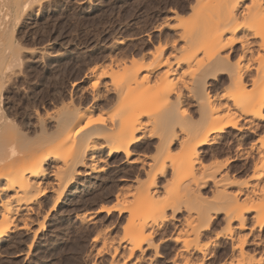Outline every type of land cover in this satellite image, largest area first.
I'll return each instance as SVG.
<instances>
[{
    "label": "bare ground",
    "instance_id": "1",
    "mask_svg": "<svg viewBox=\"0 0 264 264\" xmlns=\"http://www.w3.org/2000/svg\"><path fill=\"white\" fill-rule=\"evenodd\" d=\"M43 1L45 0H0V17L1 19L6 15L18 17L25 13L24 11L40 5ZM189 13L190 21H187V24H181L179 32L175 33L177 38L171 40L172 43L170 42L169 50L161 45L162 47L158 46L148 54V63L143 69L146 74L141 77H144L145 81L152 79L154 82L152 86L145 82L143 84L138 82L141 67L135 68L136 70L128 69L129 72L126 71L128 73L123 78H119V75L122 77L125 71L123 74L115 72L116 75L113 71L114 78L111 84H95L96 82L91 84L93 89L98 87L101 89L98 88L99 90L93 93L89 105H86L87 101L86 104L84 102L86 106L83 107L82 105L78 107L66 105L56 114L51 115L48 123L53 124V133L43 131L46 141L44 140L39 145L27 139L21 138L20 140L16 133L17 127L13 126L12 121L4 113L0 95V236L4 235L16 221L17 223L22 222L21 226L25 229V222L29 220V211L32 210L34 202L42 196L44 199L46 196L47 201L44 202H49L54 207L60 201L63 203L62 199L65 201L71 196L73 199L78 193L81 194V187L89 191L91 189L97 191V188L105 186L106 178L103 179L102 175L108 170L109 161L118 156L127 168L130 167L128 171L133 175L132 179L121 178L122 181H129L126 187L117 189L114 187L116 189L113 193L115 205L111 208L127 213L119 241L123 242H120L124 245L122 250H127L123 252L128 255L133 251H140L144 245L152 248L150 224L148 223L164 218L167 210H170L171 214L174 213L181 202L187 201L185 197L190 195L193 187L199 192L207 188L208 183H211L215 189L222 190L221 194L218 190V195L224 196L223 207L215 203L216 208V205L211 204L215 201H210V208L215 206L214 210L221 209L222 211L226 205L227 208L225 211L223 209V212L226 218L225 223H228V226L235 222L237 225H234V229L238 232L244 231L247 222L252 220H255L259 227L263 226L264 136L260 143H252L247 150L242 148L241 142L242 139L250 140L260 129H264V124H262L264 122V0H194ZM1 24L0 21V31ZM7 36L9 40L10 35ZM3 40L0 39L1 42ZM8 40L6 39L7 42ZM13 55L15 56V52ZM3 61L0 60V63L3 64ZM183 66L190 72V75L191 71H197L196 68L199 69V66L203 68L201 67V72L199 70L200 73H195L198 76L190 81H184L186 73L181 69ZM162 67L164 70L160 71ZM110 71L109 73H112ZM104 74L105 72L102 75ZM221 76H225L229 83L226 87L228 90L230 87V90L226 91L229 93L220 97H209L208 87L211 83L219 81ZM184 84L193 85H191L193 90L187 87V90H190L187 92V98L192 95L194 98L197 96L193 91L199 92V95L201 93L200 97L204 96V104L198 103L200 108L197 106L200 114L197 122L192 121L186 102L183 100L186 95L182 93V88L186 86ZM250 84L254 87L252 86V90L247 91L246 88ZM95 115L100 117L94 118ZM147 118L156 120L155 125L158 123L161 126L162 124V131L159 133L156 129L155 133L153 121ZM185 120L188 126L183 124ZM41 122H39L40 125L43 124ZM150 122L152 125L149 124ZM148 124L152 127L153 131L150 130L152 133L147 130ZM232 130L237 135L243 132H247L248 135L238 136L240 139H236L238 142L236 141L234 159L229 158L222 165H218L219 162L216 166L211 167L210 165L211 168H209L212 171L208 172L209 168L203 166L204 150L211 157H215L218 147L214 148L211 145L219 143L223 146L225 136L229 137ZM152 139L157 140V143L152 146L157 151L158 149L161 151H155V154L161 153L162 155L161 149L165 154L177 144L178 167L174 168L172 161H168L165 155L164 159L154 154V158L146 162V155L138 153L136 148L143 141ZM228 144L229 141L226 145ZM234 160L241 161L242 164L239 163V167L231 166ZM250 163L254 172L252 179L254 183H242L233 193H226L225 190L232 186V182L229 181L231 169L237 167V169H243L244 172L246 168H249ZM194 165H199L196 168L198 171L201 169L198 177L192 172L191 168H194ZM168 171L171 173V181L167 179L168 182L158 185L157 180L164 178ZM218 195L215 194L216 199ZM258 195L259 198L261 195L263 198V202H257L259 205L256 204L255 199L253 200V197L258 198ZM241 196L245 197V200ZM240 197L243 201L238 205L237 200ZM198 205L200 209L195 206L196 210L198 209V212L200 210L201 213L204 206ZM251 212L254 215H250ZM202 214L205 217L204 213ZM201 219L204 218L200 217ZM39 224L42 226L43 223ZM186 227L187 230L182 237L185 240L182 241L183 243H189L190 238L199 239V233L192 226V222H188ZM253 237L255 236L251 233H246L243 237L241 235L235 237L233 241L229 237L234 244L231 243L234 246L231 245L232 250L236 249L239 257L244 258L246 256L245 246L258 247L261 244L262 240L260 241L259 237ZM104 243L103 241L102 245ZM107 244L110 248V244Z\"/></svg>",
    "mask_w": 264,
    "mask_h": 264
},
{
    "label": "rangeland",
    "instance_id": "2",
    "mask_svg": "<svg viewBox=\"0 0 264 264\" xmlns=\"http://www.w3.org/2000/svg\"><path fill=\"white\" fill-rule=\"evenodd\" d=\"M193 3L194 0H45L40 5L24 11L25 13L18 17L10 15H6L4 18L2 16V19L0 17L1 26L4 30L1 29L3 32L0 31L1 41L4 39L3 42L0 41V49L2 50H0V60L3 61L5 57L3 64L0 63L1 102L5 115L12 121L13 126L17 127V131L15 127L14 130L20 140L27 139L35 145L46 141L43 131L51 133L54 130L53 124L48 123L49 117H52L66 105H75V107L82 105L83 107L86 101V105H89L91 96L100 88L93 89L91 84L93 82H96L95 84H111L114 78L112 76L113 71L114 74L115 72L123 74L125 71L122 77L119 75V78H123L129 72L128 69L136 70L141 67L138 82L141 84L145 82V84L152 86V83L154 84L152 79H147L146 83L144 77H141L146 74L143 69L148 63L147 56L161 45L169 50L170 44L177 38L175 33L179 32L181 24L190 21L189 9ZM4 20L8 21L5 22ZM7 35H10L9 40ZM11 51L15 52V56L13 55L14 52ZM8 58L12 60L9 61ZM183 67L181 69L186 73L184 81H190L198 76L195 73L198 74L199 70L201 72L203 68V66H199L200 68H196L197 71L195 69V71H191L190 75V72ZM162 70H164L163 67L160 68V71ZM104 72L105 74L102 75ZM140 79L144 81L142 82ZM228 84L225 76H221L219 81L211 83L208 87L209 97L215 98L229 93L226 92ZM191 85L184 84L186 90L182 88V93L186 95L183 94V100L186 102L192 121L197 122L200 119L198 103L204 104V96L200 97L201 93L199 95V92L193 91L194 95L197 96L194 98L192 95V97L187 98V92L190 91L187 90V87L190 89L193 86ZM252 86L254 87L250 84L246 88L247 91L252 90ZM97 117L95 115L94 118ZM153 118L150 120L147 118V120L153 121ZM155 121L152 122L153 125H155ZM39 122L43 124L40 125ZM183 122L184 125H187V120ZM149 124L147 130L152 133L150 131L152 124ZM153 128L155 133L157 131L160 133L163 129L162 124L160 126L158 123ZM232 131L229 132V137L225 136L226 140H224L223 146L219 143H217L218 146L217 144L211 145L214 148H219L216 149L219 155L216 154L215 157H211L204 150V154H202L204 167L208 169L210 165L211 167L216 166L218 162V165H222L229 158L234 157L238 142L236 139L239 140L240 136L244 137L248 133L243 132L237 135L235 131H233L234 133ZM263 136L264 129L262 128L252 137L253 139L248 141L242 139V148L247 150L252 143H260ZM228 141L230 145H226ZM154 143H157V140H145L136 148L138 153L146 155V162L154 158L155 151L161 152L160 149L157 148V151L152 146ZM161 150L162 155L156 153V157L158 155L159 158L166 156L168 161H172L174 168L178 167V160L176 159L179 157V150L177 144L165 154L163 149ZM119 158L118 156V158L111 159L108 172L106 171L102 175L103 179L106 178L104 185L107 188L102 186L104 188L99 187L97 191L96 189L89 191L84 189L85 187H81V194L78 193L73 199L72 196L67 198V200L73 201L68 200L66 202L67 200L62 199L63 203L60 201L54 207L51 203L44 202L47 201L46 196L45 199L43 196L37 199L31 208L32 210H30L31 212L29 211L28 221L30 223L25 222V229L21 226L23 225L22 222L17 223L16 221V224L11 225L9 230L0 236V264H109L112 261L115 263L112 262L111 264H237V259L238 264H264V224L259 227L255 220H252L255 225L249 221L247 222L248 226L246 225V229L242 232L234 229L237 225L235 222L228 226V223H225L226 218L223 212V209L225 211L227 208L226 205L222 211L221 209L214 210L213 207L215 206L211 207L214 211L210 208L211 204L222 206L224 202V196L218 195L219 192L222 193V190L220 188L215 189L211 183H208L206 190L201 189L199 192L193 187L190 195L185 197L187 201L178 205L177 212L171 214V211L167 210L164 218H158L157 221L148 223L151 225H149L150 232L149 228L148 232L154 249L144 245L145 247L142 246L140 251H133L129 255L123 252L125 249L122 250V246L124 245L119 240H121L122 225L125 224L127 213L111 208L115 205L114 191L118 187H126L129 183V181H122L121 178L132 179L133 175L128 171L130 167L127 168V165L123 164ZM213 158L214 160H212ZM234 161L231 162V166L239 167L242 164L241 161ZM250 166L251 163L250 169L246 168L244 172L243 169H237V167L231 169L235 172L231 171L233 177L230 176L229 181L232 182V186L225 190L226 193H233L242 183H254L252 180L254 172ZM198 167L199 165H194V168H191L197 177L201 170L198 171L196 169ZM210 168L208 172L212 171ZM194 170L198 172L196 173ZM167 175L157 180L158 185L165 183L167 179L170 180V171ZM241 197L237 200L238 205L245 200V197H243L244 199ZM260 198L258 195V198L253 197V200L255 199L254 201L258 204L259 201L263 202L264 197L262 200ZM189 201L191 202L189 203ZM210 201L215 202L210 204ZM200 203L204 206L201 213L200 210L199 212L198 209L196 210L197 204L201 205ZM197 208L200 209V206ZM256 208L260 209L261 207ZM205 212L208 214L207 217ZM202 213L206 218L203 217ZM198 215L200 216L198 217ZM250 215H254V213L251 212ZM200 217L205 220H200ZM39 218L44 219L40 220ZM84 218L88 219L83 220ZM208 219L209 221H206ZM188 222H192V226L199 233V239L193 238L192 240L190 238L192 241L189 239L190 245L188 242H182L185 241L182 237L187 230ZM38 223L43 224L41 226ZM14 225L16 228L13 227ZM246 233H251L252 236H255L253 238L259 237L262 241L258 247L245 246L246 256L244 259L239 257L236 249L232 250L234 245L232 241L240 235L241 237L245 236ZM229 237L232 238V241ZM103 241L106 244L109 243L111 249L108 244L102 245ZM114 250L118 252L115 253ZM113 252L115 254H112Z\"/></svg>",
    "mask_w": 264,
    "mask_h": 264
}]
</instances>
